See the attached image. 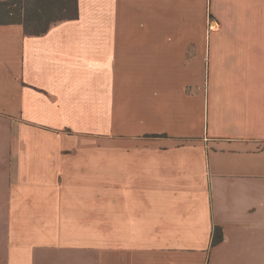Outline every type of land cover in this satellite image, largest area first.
Here are the masks:
<instances>
[{
  "label": "crops",
  "instance_id": "0c3cea01",
  "mask_svg": "<svg viewBox=\"0 0 264 264\" xmlns=\"http://www.w3.org/2000/svg\"><path fill=\"white\" fill-rule=\"evenodd\" d=\"M78 1L0 24V264H264V0Z\"/></svg>",
  "mask_w": 264,
  "mask_h": 264
},
{
  "label": "trees",
  "instance_id": "16d2710c",
  "mask_svg": "<svg viewBox=\"0 0 264 264\" xmlns=\"http://www.w3.org/2000/svg\"><path fill=\"white\" fill-rule=\"evenodd\" d=\"M78 0H0V24H18L25 34L40 36L54 24L79 17ZM222 230L215 228L212 245L223 240Z\"/></svg>",
  "mask_w": 264,
  "mask_h": 264
},
{
  "label": "rangeland",
  "instance_id": "374dc122",
  "mask_svg": "<svg viewBox=\"0 0 264 264\" xmlns=\"http://www.w3.org/2000/svg\"><path fill=\"white\" fill-rule=\"evenodd\" d=\"M212 22H213V21H212ZM211 25L215 28V30L218 29V26H217L218 24H217L216 21H214Z\"/></svg>",
  "mask_w": 264,
  "mask_h": 264
},
{
  "label": "built area",
  "instance_id": "2783aa9c",
  "mask_svg": "<svg viewBox=\"0 0 264 264\" xmlns=\"http://www.w3.org/2000/svg\"><path fill=\"white\" fill-rule=\"evenodd\" d=\"M213 22H210L208 31L215 30V28L211 25Z\"/></svg>",
  "mask_w": 264,
  "mask_h": 264
}]
</instances>
